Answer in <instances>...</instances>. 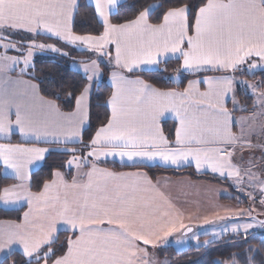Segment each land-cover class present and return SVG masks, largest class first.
<instances>
[{
	"label": "snow or ice",
	"instance_id": "6c2138e0",
	"mask_svg": "<svg viewBox=\"0 0 264 264\" xmlns=\"http://www.w3.org/2000/svg\"><path fill=\"white\" fill-rule=\"evenodd\" d=\"M90 3L97 22L103 26L99 35L73 31L78 0H0V137L9 138L18 131L25 140L36 142H80L89 120L91 85L101 76L97 59L80 61L78 70L86 86L75 97L74 111L62 113L56 103L58 97L44 99L38 95L37 85L19 77L28 73L34 49L64 56L69 53L55 44L32 40L25 54L13 34L45 33L68 45L83 46L99 57L107 56L109 64H114L110 74L113 91L107 101L111 114L86 145V152L78 155L74 148L68 149L71 158L66 166L76 169L70 182L54 172L51 182L46 181L41 191L32 192L27 183L28 166L43 160L48 149L0 143V163L19 181L0 188V210H18L24 203L28 206L20 223L7 222L0 229V253L6 258L18 245L25 264H157L147 246L155 248L158 241H166L178 232L185 236L193 233L192 238L199 239L193 232V215L186 218L185 211L162 189L160 180L153 183L142 172L102 169L98 166L101 157H119L132 165L157 159L176 166L194 162L198 171L206 168L233 180L238 191H245L242 186L247 177L249 187L258 188L260 204L264 205V153L260 164L253 156L243 171L234 163L237 149H264V142H252L258 118L264 120V91L258 84H238L235 76L228 75L205 77L202 83L207 88L203 92L199 91L200 81H189L181 92L163 91L143 80L129 79L124 73H135L142 70L141 66L158 67L168 54L182 60L181 69L189 73H243L245 64L249 73L264 69V0H206L195 11L194 21L186 3L170 7L150 4L122 23L111 19L122 0ZM162 8L161 22L150 23L152 13ZM110 46H114V57ZM10 50L22 54L9 55ZM12 72H17V79L10 78ZM240 87L246 93L251 91L255 97L253 108L260 111L254 110L237 121L233 112ZM230 97L231 111L227 107ZM166 114L177 121L174 141L160 127ZM237 124L239 133L233 131ZM259 129L264 136V122ZM253 168H259V172ZM247 194L256 199L254 192ZM254 210L217 208L211 217L204 216L203 223L233 215L251 216ZM252 220L225 225L222 233L211 235H239L241 231L246 235L253 227L264 228V221L257 225L254 217ZM57 225L72 233L60 255L57 252L61 249L54 248ZM245 252L253 253L254 249ZM238 260L234 253L223 264H237ZM245 264H256L255 256L248 255Z\"/></svg>",
	"mask_w": 264,
	"mask_h": 264
},
{
	"label": "trees",
	"instance_id": "16d2710c",
	"mask_svg": "<svg viewBox=\"0 0 264 264\" xmlns=\"http://www.w3.org/2000/svg\"><path fill=\"white\" fill-rule=\"evenodd\" d=\"M204 2H206V0H124L120 7L115 10L116 14H114L111 19L113 23H122L126 19L134 18L140 9L150 4H161L165 7H170L177 6L178 3H186L191 8L192 20L194 21L195 11ZM78 4L79 7L74 18L73 31L79 35H99L103 31V26L101 23L97 22L93 8L85 0H79ZM163 10L162 8L153 12L149 22L153 24L160 23V13ZM37 38L51 43L55 42L54 39L49 37L38 35ZM64 47L67 49L70 48L67 45ZM70 56L75 59L86 61L92 59L94 53L89 51L72 52ZM69 62L70 59L68 57L53 56L38 58L33 62L32 68L27 75V78L37 85L41 97L47 100L58 97L56 103L60 111L64 113L73 111L75 97L80 94V91L87 83L85 77L81 73L70 68ZM100 68L102 74L101 78L93 85V91L89 100V120L87 127L83 131L81 143L71 147L75 149L76 153L85 151L86 145H88L96 130L105 125L109 118L106 102L111 95V88L108 84L110 69L104 64L100 65ZM176 74L181 76V82L178 88H182L188 80L194 78L192 76L182 75L179 60L162 63L155 71L128 73L127 76L140 78L160 90H170L175 88L170 78ZM253 79L254 77L251 80ZM238 96L242 102L251 99L250 97L240 94H238ZM247 107H250V104ZM162 129L165 136L172 141L175 130L174 123L164 122L162 124ZM12 140L13 142H18L16 137H13ZM66 154L68 153L53 151L47 155L40 168L30 175L32 192H39L44 183L46 181L49 182L52 178V174L56 171L63 172L67 181H71L73 173L71 171H66L64 168ZM102 166L116 171L131 169L111 164H103ZM139 169L144 170L151 179H155L158 176H169L173 178L188 176L193 180H204L226 186L228 190L234 194V191L227 183L207 175H196L191 169L177 171L161 167H142ZM12 184H14V181L5 177L0 167V188ZM222 202L237 207L243 205L237 204L238 200L236 198L222 200ZM24 210V207L12 211L0 210V220L20 221ZM71 235V233L65 232H61L57 235L54 248L61 249V251L57 252V255L62 254V246L66 248V241ZM248 248L254 249V252L246 253L245 250ZM157 253L160 258L167 259L168 264H217V261L222 263L224 261H229L234 253L239 256L238 263L245 264L248 255H254L256 264H264V236L253 233L244 236H230L222 238L217 242H212L205 247L189 246L181 252H176L172 246H167L159 249ZM53 259H55V257H53ZM25 260L26 258L22 257L20 254L12 253L0 264H25Z\"/></svg>",
	"mask_w": 264,
	"mask_h": 264
},
{
	"label": "crops",
	"instance_id": "0c3cea01",
	"mask_svg": "<svg viewBox=\"0 0 264 264\" xmlns=\"http://www.w3.org/2000/svg\"><path fill=\"white\" fill-rule=\"evenodd\" d=\"M85 1L94 10V7L91 5L90 0H85ZM123 1L124 0H122V2ZM78 2H79V0H78ZM19 33L30 34V33H25V32H19ZM81 47H83V46H81ZM110 47H111V51H112V56L114 57V55H115L114 46H110ZM92 53H94V52H92ZM8 54L12 55L9 52H8ZM94 54H96V53H94ZM105 58H108V57L105 56ZM252 59L256 60L257 58L253 57ZM176 60H179L180 66H181L182 60L173 57L171 54H168L166 57L161 58V63L159 64V66L162 63H165L167 61H176ZM112 66L114 69V64H112ZM159 66L158 67H156V66H141L142 70H137L135 73L155 71L159 68ZM242 67L245 69V71L243 73H241L239 71H237L235 73H232V72L225 73V72H215V71H207V72L202 71L199 73H189L187 71H184L180 67V71H181L182 75L192 76L194 78H191L190 80H188L182 88H178V86L181 82V76L179 74L173 75L177 79L175 81H171V79H170L172 85L175 87L174 89H170V90L181 92V91H183V89L185 87H187L189 81H200L201 83L199 85V91L203 92L207 88V86L202 83L203 80L205 79V77H220V76L228 75V76H235L238 84L240 82H244L246 84H258V85H260V91H264V69H260V68L254 69L253 70L254 74H253V73H249L247 71V65L246 64L243 65ZM112 71L113 70H110L109 77H108V84L111 88V94L113 91V87H112L111 81H110V74ZM124 74L127 76L128 73H124ZM27 75H28V73L26 75H24L23 77H19V78L24 79V80H29L31 83L35 84L33 81H31L30 79L27 78ZM253 77H254V79L251 80ZM10 78L13 80L17 79L18 78L17 72H12L10 74ZM100 78H101V76H100ZM100 78L98 80H94L92 82L90 94H89V100H90V96H91L92 91H93V85L96 84L100 80ZM128 78L133 79V80L140 79V78H135V77H128ZM140 80H142V79H140ZM163 91H168V90H163ZM238 94L250 97L251 99L247 100L245 102H242L240 100ZM38 95L40 96L39 91H38ZM235 99H236L237 103H236V111L233 112L234 120L239 121V120H241V118H246L254 110L257 112L260 111L258 107L255 109L253 108V102H254L255 97L252 95L251 91H248L246 93L244 88L240 87V88H238V90L235 93ZM249 104H250V107H247ZM88 105H89V101H88ZM106 106H107L109 116H110L111 109H110V107H108L107 102H106ZM227 107L229 108L230 111L233 109V102H232L231 97L228 99ZM242 108L245 110L241 111L240 109H242ZM74 109H75V104H74ZM74 109H73V111H74ZM13 113H14V110H13ZM62 113H64V112H62ZM12 119L15 120L14 114L12 115ZM164 122H172V123H174L175 128H176L177 121L175 120L173 115L166 114V116L161 119V121H160L161 129H162V124ZM261 122H264V120H261L260 118H258L257 124H256V133L252 137L253 144H260V143L264 142V136L260 135V129H259V124ZM87 124L83 127L82 134H83V131L86 129ZM239 130H240V127L238 124L236 126H234V128H233L234 132L239 133ZM162 131H163V129H162ZM163 134H164V132H163ZM13 137L17 138V141H18L17 143L13 142V140H12ZM174 140H175V130H174L172 141H174ZM0 143L23 144L24 147H29V148L30 147L45 148V149H48V151L45 154V158H46L47 155L53 151L68 153L69 148L79 145L81 143V141L77 142L75 144H69V145L56 144V143H45L43 141L36 142L35 140H25L24 138H22L20 136L18 131H15L11 134V136L9 138L0 137ZM86 150L87 149H85L84 152H86ZM261 153H264V149L259 148V147H256L253 149L245 148L243 150L237 149V154L234 157V163L239 164L241 166L242 171H243V169L248 167V161L253 156L255 157L256 163L260 164ZM241 157L243 159H241ZM44 159L34 161L32 164H30L28 166L29 180L27 181V183H30L31 173H33L34 171H36L37 169L40 168ZM103 164L117 165V166H121V167H128L131 169L130 170L116 171V170H111V169L103 167L102 166ZM98 166L102 169H106V170L114 172V173H135V172L146 173L144 170L139 169L142 167H148V168L161 167L164 169H170V170H175V171L191 169L196 175H200V176L207 175V176H210L212 178H217V179L221 180L222 182L227 183L231 187V189L234 191V194H233L228 190V188L226 186L207 182L204 180H193V179L189 178L188 176H181V177H176V178L169 177V176H158L155 179H151L153 181V183H155L157 180H160L162 182L161 183L162 189L164 191L168 192L172 196L173 201L185 211L186 218H187V215H189V214L193 215V223H192L193 232L195 233V235L197 237H199V239L196 240V239L192 238L193 233H188L185 236L182 233L178 232V233H173L170 237L167 238L166 241H158L155 248H153L152 246H147L148 251L151 254V257L155 260L157 257L160 258L158 256L157 251L159 249L167 247V246H172L176 252H181V251L185 250L186 248H188L189 246L193 245V244H189V243H192L190 241H193L194 243H196L198 245L195 247H205L208 244H210L212 242H217V241H219L225 237L244 236L245 235V233H243V231H241L239 235H236V234L231 233V232H229L227 234H222L219 237H213L211 235V233H213V232H221L222 233L223 227L225 225L230 226V225L237 223V222H239V223L253 222V220H252L253 217L255 218L254 222L257 225L259 224L260 221H264V214H263L264 211H263V209H260L257 207V205L260 204L259 190H258V188L249 187V182L247 180V177H245V183L242 186L245 189V191H238L237 186L233 180L228 179L226 177H221L218 173H212L210 170H208L206 168L198 171L195 168L194 162H189L186 164L182 163L181 165L176 166V165H170V164L165 165L162 161L157 159L154 161H144L143 163H137L136 165H132L131 162H128L126 159L124 161H121L119 157H115V158L108 157L106 159L104 157H101V160L98 162ZM0 167L2 169V174L5 177L12 179L14 181V184L19 182L13 177L11 170L5 169L2 165V163H0ZM84 170L86 171L87 169H84ZM253 171L259 172V168H253ZM56 172H60V171H56ZM60 173L66 179L65 174L63 172H60ZM75 173H76V170H75ZM75 173H73V175ZM53 178L54 177L52 174V178L49 182H51L53 180ZM165 182H168V183H165ZM42 189H43V186H42ZM248 192H254L256 199L255 200L251 199L249 197V195L247 194ZM232 198H236L238 200L237 204H243V205H241L240 207H237V206H233L232 204L222 202V200H229ZM22 207L25 208L24 212L28 210V206L26 203H24L20 208H22ZM217 208H229V209H232L234 211H239L241 209L246 210V211L252 210V209H255V210L251 211V216L244 215L242 217L237 218L236 216L233 215L229 219H225V220L213 219L211 223L204 224L203 223L204 216L207 215V216L211 217L213 211ZM8 211H12V210H8ZM221 215H224V213H221ZM22 219H23V214H22L20 221H17V222L12 221V220H0V229H2L6 225L7 222L20 223L22 221ZM63 227H64L63 225H57L58 232L56 235H58L61 232L71 233L69 231H64ZM251 233L260 234V235L264 236V232L260 231L259 226H256V227L249 229L247 234H251ZM178 241H184V242L178 243ZM141 246H143V245H141ZM12 253H18L22 257H24L22 254V249L18 245H14L12 247L11 254ZM5 255H6L5 253H0V263L5 259ZM8 256L9 255H7L6 258ZM237 264H241V263L237 262Z\"/></svg>",
	"mask_w": 264,
	"mask_h": 264
},
{
	"label": "rangeland",
	"instance_id": "374dc122",
	"mask_svg": "<svg viewBox=\"0 0 264 264\" xmlns=\"http://www.w3.org/2000/svg\"><path fill=\"white\" fill-rule=\"evenodd\" d=\"M37 36H33L32 34L15 33V34H13V39L17 43L18 47H22V52L25 53V54H26L27 49H28L29 41L34 40L37 44H41V43H43V44H55L56 47L61 48L64 52L69 53V55L64 56V55H61L60 53H53L50 50H41V49L37 48V49L33 50L32 65H33V62L36 59H38V58L53 57V56L66 57V58L68 57L70 59V62H69L70 68L72 70H74V71H77V72L83 74L82 72H80L78 70L79 66H80V61H82V60L75 59V58L71 57L70 54L72 52L87 51L86 49H84L81 46H79V48H78L77 46L68 45V44H66L64 42L56 40L55 38H52V39L55 40V42L51 43V42H48V41H44L42 39H38ZM39 36L49 37L48 34H45V33H42ZM65 45L69 46L70 48H68V49L65 48L64 47ZM22 52H17V51H12V50L9 51V53H11L12 55H21ZM92 59H97L100 65L104 64L107 68H109L110 70H113L112 64H109V58L99 57L98 54L96 53V54H94V57ZM90 60H86V61H90ZM32 65L29 66L28 72L32 68ZM100 73H101V68H100ZM170 79H171V81H175L177 78L172 76ZM81 153L82 152L77 153V154L79 155ZM70 158H71V154L70 153L66 154V160H65V163H64V168H65L66 171H71V172L75 173V170H76L75 167H73L71 170H69L68 167L66 166V162ZM257 207L260 208V209H263V211H264V205L258 204ZM263 214H264V212H263ZM260 231L264 232V228L260 227ZM190 242H192V243H189V244H193L192 246H198L193 241H190ZM155 261L157 262V264H168V260L167 259H162V258H158L157 257ZM217 264H223V263L220 262V261H217Z\"/></svg>",
	"mask_w": 264,
	"mask_h": 264
}]
</instances>
